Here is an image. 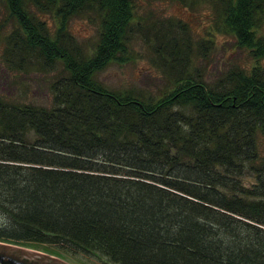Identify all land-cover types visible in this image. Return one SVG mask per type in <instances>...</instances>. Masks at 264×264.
<instances>
[{"label": "trees", "instance_id": "trees-1", "mask_svg": "<svg viewBox=\"0 0 264 264\" xmlns=\"http://www.w3.org/2000/svg\"><path fill=\"white\" fill-rule=\"evenodd\" d=\"M202 1L238 46L264 58V0L190 3ZM0 2L9 17L0 36L13 26L2 40L4 67L63 72L46 106L0 93L1 243L109 264H264L258 64L235 68L217 87L179 69L157 97L111 90L96 76L127 60L134 0ZM88 13L99 18L91 56L68 31ZM42 15L55 21L54 34Z\"/></svg>", "mask_w": 264, "mask_h": 264}, {"label": "rangeland", "instance_id": "rangeland-1", "mask_svg": "<svg viewBox=\"0 0 264 264\" xmlns=\"http://www.w3.org/2000/svg\"><path fill=\"white\" fill-rule=\"evenodd\" d=\"M135 23L127 40V60L111 64L97 73L96 79L111 90H144L153 96L170 89L168 84L177 70L202 80L212 87L226 84L227 75L235 68L249 70L258 64L264 70V58L258 61L248 48L238 46L235 38L223 26V17L213 4L191 0H134ZM0 2V23L9 17ZM50 34L56 30L55 21L40 16ZM13 29L5 23L0 40V93L22 102L48 105L52 99L49 89L62 66L47 72L6 69L2 63L3 38ZM73 44L87 56L93 53L98 40L99 18L88 13L73 18L68 26ZM264 47V23L257 32ZM264 141L260 147L263 148ZM54 256V255H53ZM56 256V255H55ZM58 257V256H57ZM62 258V257H58ZM64 259L70 264H109L84 254ZM78 262V263H77Z\"/></svg>", "mask_w": 264, "mask_h": 264}, {"label": "water", "instance_id": "water-1", "mask_svg": "<svg viewBox=\"0 0 264 264\" xmlns=\"http://www.w3.org/2000/svg\"><path fill=\"white\" fill-rule=\"evenodd\" d=\"M0 264H70L64 259L31 248L1 243Z\"/></svg>", "mask_w": 264, "mask_h": 264}]
</instances>
